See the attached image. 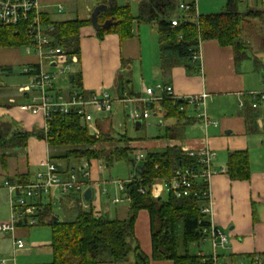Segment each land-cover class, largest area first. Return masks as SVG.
<instances>
[{
  "label": "crops",
  "instance_id": "obj_1",
  "mask_svg": "<svg viewBox=\"0 0 264 264\" xmlns=\"http://www.w3.org/2000/svg\"><path fill=\"white\" fill-rule=\"evenodd\" d=\"M99 2L100 0H40L42 13L54 22L74 18L90 21L92 13L100 6ZM173 2L178 4L179 0ZM241 2L243 0H240ZM254 4H256L254 9L264 10V0H254ZM258 4L261 5L260 8ZM195 6L197 8V3ZM254 9L248 7V10ZM95 33L96 30L91 24L80 30V56L72 68L73 72L80 71L84 95L89 96L90 93L105 90L113 100V109L111 112L102 113L90 108L92 121L87 124L89 133L110 134L118 138L124 136L128 140L129 149L140 148L145 150L146 155L148 152H162L167 147H178L183 152L200 150L205 146L210 148L215 154L213 169L220 170L209 183L211 220L228 238L227 248L219 250L218 253L221 260L233 263L248 262L250 257H260L264 254V114H262L264 104L257 109L252 107L251 109L245 102L246 97L249 98L248 95L264 91V52L253 48L248 52L249 57L236 65L230 47H220L215 41L200 42V59L194 62L199 67V73H194L192 69L186 68L187 63L183 61L177 62L171 68L162 67L158 36L153 26L134 23L131 38L125 41H120L116 34L105 35L99 40ZM19 48L3 47L2 50H6L3 54L9 52L7 57L10 58L12 55V61L21 65V70L38 64V59L33 54L25 53V56H19L13 53ZM12 61L5 62L6 73L12 72L7 66L13 63ZM21 74L25 83L13 87L8 85L0 87V125L9 132H32L35 129H42L40 117H33L19 109L21 104L28 101L27 95L19 92V87L24 86L23 84L27 85L29 79L23 74V70ZM69 76L70 74L54 81L56 90L64 96L72 90L68 82ZM159 84L170 86L179 97L198 95L206 91L209 94L206 100V115L210 121L216 122L217 126L205 127L203 122L196 118L191 106H188L182 119L164 118L162 108L155 104L153 108L151 107L150 114L159 115L161 117L159 120L162 119L158 125L164 127L162 140L148 143L134 141L125 130L126 121H132L134 132H139L145 121L131 120L129 115L132 108L142 111L143 107L136 103L123 104L121 100L144 97L145 88ZM155 95L159 94L156 92ZM241 104L244 105L243 108H240ZM194 129L200 136L194 134ZM254 135L258 138L254 142L255 149H252L250 137ZM116 146L115 142H107L101 148ZM232 151L247 152L251 176L246 182L230 181L225 173L227 155ZM57 152H61V149ZM50 154L44 140L30 137L24 149L14 150L4 164L0 162V208L9 207L10 197L5 183H19L16 179L23 176L27 181H32L39 170V163L51 159ZM84 161V159L78 160L74 166L66 163L65 168H58L63 174L75 173L77 179L84 183L83 193L87 189L90 190V200L86 201L82 193L58 195L57 202L61 206L76 207L80 210H84L82 205L86 203L90 210L84 211L91 212L94 217L120 221L126 219L129 213V200L121 192L118 193L119 197L108 199L107 204L102 205L100 195L107 196V193L97 191V202L95 204L90 202L93 198L92 187H98L102 183L99 178L103 165L96 164L97 166L93 167L90 163L102 162L93 159L87 162L89 167L86 170H81ZM52 162L56 166L55 161ZM163 195L158 198H162ZM114 200L118 201L114 202ZM54 216L58 222H62L58 216ZM149 220L145 210L138 212L133 231L137 245L149 264H172L171 261L151 260ZM48 221L50 220L46 219L45 223L49 224ZM25 228L17 227L14 236L21 240L26 238L28 232H25L27 230ZM12 247L14 250L13 242ZM25 247L26 245L22 249L13 251L14 255ZM43 248L48 251L47 253L52 254L49 246ZM134 259L135 255L131 253L128 260L121 264H134Z\"/></svg>",
  "mask_w": 264,
  "mask_h": 264
},
{
  "label": "trees",
  "instance_id": "obj_2",
  "mask_svg": "<svg viewBox=\"0 0 264 264\" xmlns=\"http://www.w3.org/2000/svg\"><path fill=\"white\" fill-rule=\"evenodd\" d=\"M99 4H107L100 0ZM240 0H226L221 12L212 14H195L191 9L184 14L179 13L177 4L172 0H142L138 3L137 14L132 15L129 5H118L114 0L105 11L97 15L96 38L117 35L120 41L131 38L134 23L150 25L158 36L160 64L163 68H171L177 62L187 63L189 70L199 73V67L191 60L193 52L200 42L215 41L220 47H230L233 51V61L236 65L247 59L248 52L253 48L264 52V35L261 34L264 25V10L239 11ZM193 5V4H192ZM178 21L177 26H171V20ZM43 21L53 28L51 36L54 45L60 46L71 57L79 54V32L90 25V21L76 18L68 21H50L44 16ZM106 21L111 22L108 29L102 28ZM252 21H258L253 24ZM264 33V32H263ZM30 44L23 32L14 33L11 28L0 29V46L21 47ZM72 90L82 91L80 71H72L68 77ZM246 104L252 107L248 97ZM157 106L162 108L163 117L182 119L186 109L179 112L167 98H162ZM252 109V108H251ZM46 133L42 129L32 132H9L0 125V162L4 164L14 150L26 147L30 137L44 140L50 150L51 160L65 161L101 160L110 166L113 161L128 158L131 151L125 147L128 141L110 134H90L87 125L75 110L69 114H53L48 123ZM107 142L121 143L120 147L101 148ZM99 146L100 148H96ZM62 149L61 152H57ZM193 162L176 147H167L162 152H148L143 163L140 180L126 184L125 192L129 200L128 217L123 221L94 217L91 212L78 209L73 221H53L54 213L50 205L43 206L38 214L39 225L51 227V248L53 260L48 264H121L128 260L130 253L135 255L134 264H145L149 261L142 254L135 240L134 224L140 210L148 214L151 260L172 264H204L197 255L191 256L189 248L198 243L201 229L208 222L199 212L200 200L195 196L175 198L167 194L153 197L150 186L155 181L171 177L177 167L187 166ZM130 163H134L130 161ZM230 181L246 182L251 176L249 158L246 151H232L227 155L226 171ZM23 183L25 176L16 179ZM202 185H198L200 188ZM139 188H146V193L140 194ZM50 223L46 224L45 220ZM18 227H27L19 224ZM29 228V227H27ZM264 264V254L259 257ZM250 257L248 260H252Z\"/></svg>",
  "mask_w": 264,
  "mask_h": 264
},
{
  "label": "built area",
  "instance_id": "obj_3",
  "mask_svg": "<svg viewBox=\"0 0 264 264\" xmlns=\"http://www.w3.org/2000/svg\"><path fill=\"white\" fill-rule=\"evenodd\" d=\"M198 0H179L177 7L181 14L194 9L197 15L196 3ZM193 4V5H192ZM44 13L40 0H0V29L11 28L14 33L23 32L28 38L30 44L23 45L21 48L28 55L33 54L38 59V64L32 67L23 68V74L28 77L27 85L19 87V92L27 95V103L21 104V108L31 116H38L42 119V130L44 133L48 130V123L53 114H69L71 110L77 111L84 123L89 124L92 121V115L89 113L93 108L102 113L111 112L113 100L105 90L97 93L84 95L83 91L71 90L66 96L56 90L54 81L57 78L65 77L72 73L75 63L78 61L76 55L69 57L64 49L54 45L51 33L53 28L43 21ZM178 21L171 20V26H177ZM200 59V49L196 48L191 60L197 62ZM3 85H0L2 87ZM159 95H155V93ZM144 97L123 99V104H139L143 107L142 111L138 108H132L129 118L131 120H145L150 115V109L158 104L162 98H167L172 102L179 112L191 106L204 126H217L206 115V100L209 94L202 91L198 95H188V97H179L173 92L170 86L163 84L154 87L145 88ZM249 96L252 102V108L257 109L264 104V91L252 93ZM243 104L240 108H243ZM161 111V110H160ZM189 159H193L190 165L177 167L170 178L161 181H155L149 191L153 197H159L163 194H171L175 198H186L195 196L200 200L199 212L205 220L207 227L201 229V238L198 242L210 244L209 255L203 253L197 254L204 264H263L259 257H254L248 262H237L221 260L218 251L227 248L228 238L223 231L217 229L211 220L210 209V188L211 179L218 175L220 170L213 169L214 152L205 146L200 150L182 151ZM146 154L136 152L134 168L136 174L127 181L116 183L118 191L127 197L125 192L126 184L140 180L139 170L135 166L136 162H144ZM81 170H86L89 165L87 161L81 165ZM39 170L34 175L32 181L23 183H5L9 194V210L11 217L8 222L0 223V232L9 233L12 236L14 250L24 247L21 239L14 236V231L19 224L27 227H36L39 224V211L43 206L57 203V195L82 194L84 183L77 179L73 172L61 173L51 159L41 161L38 165ZM86 175V174H85ZM200 186V188L198 187ZM140 194H145L146 188H139ZM57 194V195H56ZM55 198L56 200H54ZM45 200L48 203H45ZM55 201V202H54ZM118 200H114L117 202ZM59 203V202H58ZM85 210L90 209L86 204L82 205ZM14 263V257L12 259ZM0 264H7L5 260H0Z\"/></svg>",
  "mask_w": 264,
  "mask_h": 264
},
{
  "label": "rangeland",
  "instance_id": "obj_4",
  "mask_svg": "<svg viewBox=\"0 0 264 264\" xmlns=\"http://www.w3.org/2000/svg\"><path fill=\"white\" fill-rule=\"evenodd\" d=\"M116 4L118 5H129L131 9V13L133 16L137 14V6L138 3L142 0H115ZM176 1V0H172ZM226 0H198L197 2V14H212V13H218L221 12L225 7ZM247 3V4H245ZM256 4H254V0H243L239 4V11L245 12L248 10V7L250 6V9H254ZM259 8L261 7L260 4L257 5ZM256 8V7H255ZM258 21H252L253 24H257ZM261 25H264V23L261 21ZM264 28L262 29L261 34L264 35ZM253 50V49H252ZM258 51V50H257ZM6 50H2L0 47V85H8V86H14L19 85L21 83H25L24 76L21 74V65H17L12 61V55H10V58L7 57L8 53H4ZM13 52V51H12ZM260 52V51H259ZM16 55L19 54V56H25L24 50L20 47L18 50H14ZM256 53V52H254ZM253 53V54H254ZM12 61L13 63H10V65H7L10 70H12L11 73H6L5 71V62ZM25 85V84H23ZM129 112V110H128ZM161 118L159 115L153 116L152 114L149 115V117L144 120V126L139 132H134V124L132 121L127 120L125 130L130 137L136 141V142H157L161 141L162 137L164 136V127H158L160 123ZM194 134L197 136H200L198 131L196 129L193 130ZM209 132V130H208ZM211 133V132H210ZM264 133V131H263ZM193 135V134H192ZM223 137H226L223 135ZM258 136H251L250 137V144L252 146V149H255L256 139ZM122 144L117 143V146L120 147ZM125 147L128 148V141L125 143ZM257 148V147H256ZM259 149V148H257ZM131 153L129 154L128 158L121 161H113L110 166L106 167V165L103 162L100 163H90V165L97 166L96 164H102L103 169L101 170L100 180L102 183L97 187H92V193L93 198L90 202L92 204H95L97 202V191H105L107 193V196L100 195V203L102 205L107 204L108 199H112L115 197H119V191L116 187V183L121 181H127L132 176L136 174L135 168L130 161L135 163V154L136 152H145V150H142L140 148H137L136 150L129 149ZM60 151V150H59ZM62 151V149H61ZM259 150H257L258 152ZM56 163V166L60 169L65 168V164L69 163L71 165H76L75 161H63L60 159L54 160ZM142 162H136L135 166L142 167ZM115 185V186H114ZM116 187V188H115ZM117 189V190H116ZM99 195V193H98ZM58 196V195H57ZM166 198V194L162 196V199L164 200ZM55 202V201H54ZM45 203L47 204L48 201L45 200ZM84 202L82 201V204ZM86 204V203H84ZM88 206V204H86ZM80 208V206H78ZM83 208V207H82ZM90 208V207H89ZM52 212L54 215L58 216L59 219L62 222H70L73 221L75 218L78 209L75 207L70 208L66 205H60V203H52L51 205ZM85 210V208H83ZM90 210V209H87ZM11 217V211L9 210V207L7 208H0V223L8 222ZM25 232H28V235L26 238L22 239L24 245L26 247L21 250L17 251V253L14 255L13 253V247L12 242L13 239L9 234H4L0 232V260L7 261V264H43V263H49L53 260V256L51 253H47L48 251L45 250L43 247H48V245L51 242V227L48 225H43L39 227H29L25 228ZM18 233V232H17ZM136 240V239H135ZM137 244V241H136ZM138 246V245H137ZM211 249L210 244L208 242L201 244L200 242L194 243L189 248V254L191 256H196L199 253H203V255H209ZM219 253V251H218ZM131 254V253H130ZM129 254V255H130ZM14 257V263H11ZM9 261V262H8Z\"/></svg>",
  "mask_w": 264,
  "mask_h": 264
},
{
  "label": "water",
  "instance_id": "obj_5",
  "mask_svg": "<svg viewBox=\"0 0 264 264\" xmlns=\"http://www.w3.org/2000/svg\"><path fill=\"white\" fill-rule=\"evenodd\" d=\"M113 1H114V0H107V4H105V5H104V4H100V6H98V7L94 10V12L92 13L91 18H90V23H91V25H93V27H94V29H95L96 31L100 30V26L97 25V15L100 13V11H105L106 7L109 6ZM111 25H112V24H111L110 21H106V22H104V23L102 24L101 27L104 28V29H108ZM262 114H264V109H263ZM142 169H143V167H139V168H138L140 174H141V172H142ZM83 194H84V199H85L86 201H89V200H90V197H91L90 190L87 189ZM53 221H54L55 223L58 222L56 218H54ZM48 223H50V221H48ZM140 261H142V264H145V261H143V258H142V257H140Z\"/></svg>",
  "mask_w": 264,
  "mask_h": 264
}]
</instances>
